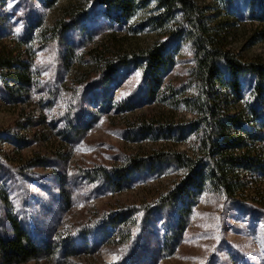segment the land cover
Here are the masks:
<instances>
[{"label":"rangeland","instance_id":"rangeland-1","mask_svg":"<svg viewBox=\"0 0 264 264\" xmlns=\"http://www.w3.org/2000/svg\"><path fill=\"white\" fill-rule=\"evenodd\" d=\"M197 1L233 51L264 59V3ZM113 4L0 0V50L31 67L27 87L0 68V237L13 235L8 215L29 229L44 251L24 264H264V195L208 187L190 211L171 196L183 171L167 151L199 135L183 102L195 94L192 43L160 38L156 0H136L125 17ZM159 39L171 66L151 98L133 53ZM239 81L237 107L264 145V89L251 73ZM254 178L264 191V174Z\"/></svg>","mask_w":264,"mask_h":264},{"label":"trees","instance_id":"trees-1","mask_svg":"<svg viewBox=\"0 0 264 264\" xmlns=\"http://www.w3.org/2000/svg\"><path fill=\"white\" fill-rule=\"evenodd\" d=\"M156 1L159 14L153 22L156 31H160V38L185 37L192 43L195 57L192 72L195 94L183 102L196 114L189 132L199 135L189 150L180 151L172 146L167 151L166 161L183 171L171 196L188 207V211L208 187L228 198L259 202L264 191L254 177L260 172L264 174V145L258 133L249 127L252 124L250 115L244 117L245 111L238 109L237 93L240 92L239 76L244 73L256 75L264 89V59L248 60L233 51L228 31L212 21L211 14L197 0ZM259 1L264 3V0ZM110 2H114L124 17L132 13L136 4V0H104L106 4ZM262 32L264 40V29ZM135 52L136 58L147 64L145 95L152 98L153 92L162 85L163 74L171 66L167 45L159 39L151 47ZM127 56L119 55L116 59L123 64ZM103 67L110 65L107 63ZM0 68L12 70V76L22 87L30 85V65L12 52L0 50ZM223 68L229 77L224 75ZM259 114L257 116L264 118V113ZM174 132V127L168 128V134ZM8 217L13 235L6 239L0 237L2 261L24 264L37 259L43 247L18 219Z\"/></svg>","mask_w":264,"mask_h":264},{"label":"snow or ice","instance_id":"snow-or-ice-1","mask_svg":"<svg viewBox=\"0 0 264 264\" xmlns=\"http://www.w3.org/2000/svg\"><path fill=\"white\" fill-rule=\"evenodd\" d=\"M137 75H139V73Z\"/></svg>","mask_w":264,"mask_h":264}]
</instances>
